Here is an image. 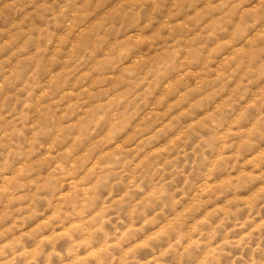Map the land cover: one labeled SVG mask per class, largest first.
Instances as JSON below:
<instances>
[{
	"label": "rangeland",
	"instance_id": "1",
	"mask_svg": "<svg viewBox=\"0 0 264 264\" xmlns=\"http://www.w3.org/2000/svg\"><path fill=\"white\" fill-rule=\"evenodd\" d=\"M0 264H264V0H0Z\"/></svg>",
	"mask_w": 264,
	"mask_h": 264
}]
</instances>
